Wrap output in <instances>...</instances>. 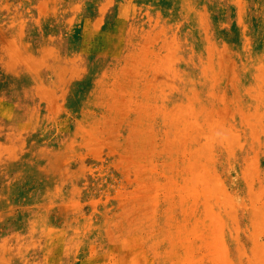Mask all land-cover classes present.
Returning a JSON list of instances; mask_svg holds the SVG:
<instances>
[{"label":"rangeland","instance_id":"1","mask_svg":"<svg viewBox=\"0 0 264 264\" xmlns=\"http://www.w3.org/2000/svg\"><path fill=\"white\" fill-rule=\"evenodd\" d=\"M0 264H264V0H0Z\"/></svg>","mask_w":264,"mask_h":264}]
</instances>
